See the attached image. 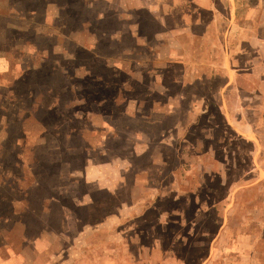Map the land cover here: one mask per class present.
I'll use <instances>...</instances> for the list:
<instances>
[{"label": "rangeland", "instance_id": "rangeland-1", "mask_svg": "<svg viewBox=\"0 0 264 264\" xmlns=\"http://www.w3.org/2000/svg\"><path fill=\"white\" fill-rule=\"evenodd\" d=\"M150 1L0 0V249L21 264L48 244L61 264H264V92L225 111L196 64L212 13L210 60L231 50L232 2L176 0V37ZM234 3L261 42L264 0Z\"/></svg>", "mask_w": 264, "mask_h": 264}, {"label": "crops", "instance_id": "crops-1", "mask_svg": "<svg viewBox=\"0 0 264 264\" xmlns=\"http://www.w3.org/2000/svg\"><path fill=\"white\" fill-rule=\"evenodd\" d=\"M150 1V0H149ZM151 4H149V7L152 5H156L157 0H151L150 1ZM168 2H170L169 4V11H168V16L163 15L162 13H157L156 17H161V20H166V23L169 22V29L173 32V34L177 37V35H179V31L178 29L175 28H170L171 23H172V18L175 16H177L175 14V11L177 10L178 4L176 2V0H168ZM230 2H232L229 11H227L229 13V16L231 18H234V22H231V24H233V26L231 27L230 30V39L231 41H229V47L231 45V50L229 51V53L226 54V52L224 53V55H219L217 60H210L211 57V52L216 50L217 48H222L223 46V35H222V28L225 27V25H221L219 23L220 21V15H218V13H212V17L213 20L215 21L214 23L211 21V19L209 18V21H207V24L204 28H202L201 33H202V37H201V43H202V47L201 50L203 51V54L205 53L207 55L206 59L201 60L200 63L196 64H201L203 66V69L206 68L209 73L211 70L214 71H219L218 75L220 77V81L221 83L218 84L217 88V92H215V94H212V97H218L220 99V105L223 106V109H225L226 111V106L227 103H229V98H234L237 99L239 97H241L242 95L243 98H246V94L249 97H252L254 95H260L262 92H264V39H261L262 41L258 42V41H252V36H250V39L245 37L244 39L242 38V33H247V29H243L241 27V23L236 22L235 20L239 18L240 14L237 13V10L234 9V7H236L235 5V0H230ZM252 3H250V6ZM259 5L256 6V10H259ZM173 9V10H172ZM175 9V10H174ZM150 10V8H149ZM148 10V11H149ZM155 12V11H154ZM174 12V13H173ZM250 13V11H249ZM220 16V17H219ZM248 16V15H246ZM264 17V16H263ZM262 17V20H263ZM160 19V18H159ZM162 22V21H161ZM209 22V23H208ZM222 22V21H220ZM247 22V21H246ZM245 22V23H246ZM262 23V22H261ZM258 26H260V24ZM207 27V29H206ZM246 27V26H243ZM224 29V28H223ZM134 32V30H132ZM227 31V30H226ZM225 31V32H226ZM224 33V32H223ZM252 33V32H251ZM188 35H186V51L188 53H191L192 57H188V54H186L185 58L188 60L190 59V65L193 66V49H196L197 43L194 41V38H196V35H194V32H190V33H186ZM197 34V33H196ZM208 38H207V36ZM257 34V32H256ZM139 38V37H138ZM247 38V39H246ZM257 38V36L253 37V40H255ZM209 40L215 41L218 43V47H213L214 42H212V44L209 43ZM137 41H141L138 40ZM209 43V44H208ZM212 45V47H211ZM226 43L224 42V49L226 51ZM220 46V47H219ZM246 49L249 50V55L247 57H243L246 56V54L241 55L242 51H246ZM207 51V52H206ZM178 52V51H176ZM170 63L172 65H175V67H178V61H176V58L171 59ZM186 64L188 65V61H186ZM248 67V69H247ZM244 69V70H243ZM247 69V70H246ZM226 72V73H225ZM210 79L208 81H211V76L209 75ZM243 78V79H242ZM200 79L204 80V75H200ZM135 82H140L139 77H135L134 78ZM188 81V79L186 80V82ZM198 81V80H197ZM247 82V85L245 87H243L242 85L239 86V83L241 84V82ZM219 89V90H218ZM244 104H247L248 102H243ZM250 105V111H254V107L255 104L253 101L249 102ZM221 108V107H220ZM238 108V103L237 100H235V104L233 105V107L228 105V109H235V112H238L236 110ZM222 109V108H221ZM238 118L234 120V122H230L233 125V129H238L239 127L241 129H243L244 131H248L250 129H252V123L251 120L252 118H250V120H246L244 121L243 119H245L243 116L242 118H240V113H237ZM227 116V115H226ZM246 122V123H245ZM255 135V134H253ZM256 142H258V138L255 136L254 137ZM251 140V139H250ZM256 145L252 140H251V146ZM257 146V145H256ZM252 161H256V158H252ZM86 169H87V165H86ZM102 222V221H101ZM101 224V223H99ZM67 225V223H63L61 226L65 227ZM82 227V226H81ZM66 233H62L60 231V227H59V231H57V234L55 235H59L61 238H65ZM46 234H41L39 235L37 238L34 236L30 242L33 244L34 249L37 251V255H39L40 252H38L37 248L39 247V244H42V242L49 237V233L47 234V236H45ZM58 236V237H59ZM2 245H0L1 248ZM52 246V245H51ZM41 247L45 248L42 249ZM41 251H43L44 257H42V259H39V256H37V259L33 261V263L30 264H52V260H58L57 264H61V259L60 256H63V258H65L66 255H69V253L67 254V252H62L63 254L61 255V249L58 250V252H50V245H44L41 246ZM8 252H10L8 254ZM46 256L47 259L46 260ZM25 261V255L22 253H11V250L9 249H5V252L3 253V251L0 249V264H21V262ZM65 264V263H63Z\"/></svg>", "mask_w": 264, "mask_h": 264}]
</instances>
